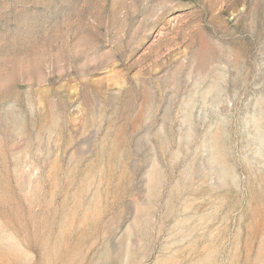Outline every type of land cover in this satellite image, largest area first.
I'll return each instance as SVG.
<instances>
[{
	"label": "rangeland",
	"instance_id": "374dc122",
	"mask_svg": "<svg viewBox=\"0 0 264 264\" xmlns=\"http://www.w3.org/2000/svg\"><path fill=\"white\" fill-rule=\"evenodd\" d=\"M0 264H264V0H0Z\"/></svg>",
	"mask_w": 264,
	"mask_h": 264
}]
</instances>
